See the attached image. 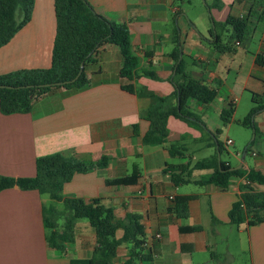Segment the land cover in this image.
<instances>
[{
    "label": "crops",
    "instance_id": "1",
    "mask_svg": "<svg viewBox=\"0 0 264 264\" xmlns=\"http://www.w3.org/2000/svg\"><path fill=\"white\" fill-rule=\"evenodd\" d=\"M85 1L106 20L126 25L132 53L140 61L137 78L129 82L119 76L120 51L106 45L94 57L95 63L85 67L88 86L55 89L36 100L26 114L0 113V176L33 178L36 158L41 156L76 158L85 171L64 184L60 196L101 199L118 220L128 213L139 216L145 251L151 256L140 264H219L222 255L212 252L218 239L227 244L225 258L233 263L232 237L239 249L248 245L251 264H264V223L251 227L229 224L228 212L244 180L231 178L226 190L194 184L210 172L195 165L215 154V139L169 117L168 142L144 145L149 123L141 117L160 99H165L164 109L176 106L174 82L179 78L173 54L179 52L178 61L183 60L188 76L217 92L208 105L190 101L189 111L197 118L212 113L221 123L220 113L230 103L234 121L242 100L249 96L245 118L254 107L253 95L264 96V18L258 20L264 0H255L251 7L256 14L248 18V36L242 42L228 43L232 31L225 28L218 47L212 22L222 24L228 17L246 15L247 0H202L201 6L196 0ZM55 30L53 0H35L30 21L0 48V75L49 68ZM257 56H262L261 66L256 65ZM127 84L133 85L132 94L122 90ZM221 86L223 95L219 94ZM253 124L256 129L248 153L235 154L234 165L221 160L220 154L218 159L231 168L241 166L264 175V109L253 117ZM169 144L184 149V157L171 158L166 150ZM104 156L107 165L98 168ZM181 165L190 183L174 186L168 166ZM122 179L132 182L112 184ZM252 187L264 191V186ZM49 204L62 211L61 202L53 203L35 190L0 192V264H69L70 259L91 256L95 235L82 219L75 221L73 242L65 244L64 254L48 247L42 206ZM121 236L118 230L116 237ZM127 252V246H120L113 264H123Z\"/></svg>",
    "mask_w": 264,
    "mask_h": 264
},
{
    "label": "trees",
    "instance_id": "2",
    "mask_svg": "<svg viewBox=\"0 0 264 264\" xmlns=\"http://www.w3.org/2000/svg\"><path fill=\"white\" fill-rule=\"evenodd\" d=\"M35 0H0V48L7 45L12 38L30 21ZM249 11L240 18L228 17L222 24L213 23L215 32L214 45L221 43V31L229 28L232 31L228 43L242 42L249 34L248 18L253 16L255 0H247ZM56 30L52 46L51 65L47 69L19 70L0 75V113L2 115L29 113L33 103L45 94L59 88L82 89L89 82L85 75V67L95 63L94 57L106 45L116 46L122 58L119 76L129 82L137 78L139 59L132 53L129 41V31L126 25L110 22L96 14L85 0H53ZM264 18V10L258 15V20ZM227 49V47H225ZM179 52L173 54L176 63L178 81L175 85L176 106L164 109L165 99L158 100V105L146 110L141 116L149 123V129L142 138V143L148 146L165 145L168 137L166 122L174 117L192 128L205 129L199 119L188 109V103L194 101L200 105L212 103L217 92L207 87L202 81L191 79L185 72L183 60H179ZM256 65L263 63L262 56L256 57ZM83 64V71L74 83L66 82L74 79ZM57 83H65L56 86ZM122 90L132 94V84L122 86ZM254 107L238 124L255 131L253 117L264 109V96L253 95ZM234 113L232 104H227L220 113L223 126L228 125ZM215 139L212 147L215 154L195 165L196 169L209 170V174L195 185H214L226 190L231 178L244 180L239 190L238 200L233 203L228 212L229 224L248 227L264 223V191H255L252 185L264 186V175L250 169L230 170V166L218 159L222 145ZM252 143V142H251ZM251 143L244 152L248 153ZM166 150L171 158H183L184 149L175 144H169ZM107 157H101L98 168L107 165ZM36 174L33 178H9L0 176V192L10 188L20 190H35L40 195H48L53 203L62 204V211L53 204L42 206V220L46 230L48 247L63 254L65 244L72 243L76 220H86L93 229L95 245L92 254L87 259H70L69 264H113L120 246L128 248L127 258L123 264H140L150 260V254L145 251L144 231L137 215L126 214L122 220L115 217L114 210L104 205L101 199L83 201L78 198L60 196L64 184L70 182L75 174L84 173L83 163L72 157L60 154H50L36 158ZM170 180L174 186L190 183L185 166H168ZM131 179L112 182L113 185L131 183ZM59 221H62L59 224ZM122 231L121 238L116 232ZM214 257V256H213Z\"/></svg>",
    "mask_w": 264,
    "mask_h": 264
},
{
    "label": "rangeland",
    "instance_id": "3",
    "mask_svg": "<svg viewBox=\"0 0 264 264\" xmlns=\"http://www.w3.org/2000/svg\"><path fill=\"white\" fill-rule=\"evenodd\" d=\"M197 6H201L203 4L202 0H196ZM245 42V41H244ZM219 94L223 95L225 93V88L223 86L219 87ZM249 101L250 97H245L242 100L240 109L235 116V120L231 121L228 125L223 126L221 123H219V120L217 117H214L212 113L208 114L204 117H199V121L201 123L206 124L209 127L210 132H208L205 129H198L197 131L200 132V134L210 137L211 134H215L217 141L222 145V150L220 153L221 160L223 161H230L232 165L235 164V160L233 159V156L235 154H238L239 157L242 156L245 147L251 143V140L254 138L253 130L250 128H244L240 126L237 122L242 120V117H244L248 113L246 109L249 107ZM227 139H230L233 143L232 145L226 146L225 141ZM228 152V153H227ZM247 162L249 161V156L246 158ZM86 222L85 220H81ZM225 231L222 232V238L225 237ZM217 246L212 250L213 254H219L222 255V260L219 261V264H251V255H250V249H248V245H244L241 249H239L235 244V238H231V244H230V252L235 257V261L233 263H228L225 256L226 254V246L227 244L223 242L221 239L217 240ZM122 250H120L121 252ZM123 252V251H122ZM121 252V253H122ZM120 253V254H121ZM211 255L208 254V257ZM211 257V256H210Z\"/></svg>",
    "mask_w": 264,
    "mask_h": 264
},
{
    "label": "water",
    "instance_id": "4",
    "mask_svg": "<svg viewBox=\"0 0 264 264\" xmlns=\"http://www.w3.org/2000/svg\"><path fill=\"white\" fill-rule=\"evenodd\" d=\"M82 71H83V64L80 65V68H79V71H78L76 77L74 79H72L71 81L66 82V84L74 83L78 79V77L80 76ZM62 84H65V83H57L55 85L56 86H61ZM240 168H241V166H237V167H234V168H230V170H238Z\"/></svg>",
    "mask_w": 264,
    "mask_h": 264
},
{
    "label": "built area",
    "instance_id": "5",
    "mask_svg": "<svg viewBox=\"0 0 264 264\" xmlns=\"http://www.w3.org/2000/svg\"><path fill=\"white\" fill-rule=\"evenodd\" d=\"M225 144H226L227 146L232 145V141H231V140H227ZM170 199H172V198H170ZM158 237H159V236H157V238H158Z\"/></svg>",
    "mask_w": 264,
    "mask_h": 264
}]
</instances>
